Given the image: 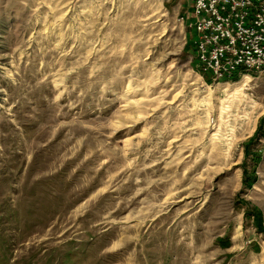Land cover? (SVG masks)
Here are the masks:
<instances>
[{
  "label": "rangeland",
  "instance_id": "1",
  "mask_svg": "<svg viewBox=\"0 0 264 264\" xmlns=\"http://www.w3.org/2000/svg\"><path fill=\"white\" fill-rule=\"evenodd\" d=\"M192 3L0 0V264H264V76Z\"/></svg>",
  "mask_w": 264,
  "mask_h": 264
},
{
  "label": "built area",
  "instance_id": "2",
  "mask_svg": "<svg viewBox=\"0 0 264 264\" xmlns=\"http://www.w3.org/2000/svg\"><path fill=\"white\" fill-rule=\"evenodd\" d=\"M191 28L199 68L228 79L236 65H259L264 76V0H193Z\"/></svg>",
  "mask_w": 264,
  "mask_h": 264
},
{
  "label": "bare ground",
  "instance_id": "3",
  "mask_svg": "<svg viewBox=\"0 0 264 264\" xmlns=\"http://www.w3.org/2000/svg\"><path fill=\"white\" fill-rule=\"evenodd\" d=\"M236 69V74H239V75H243L244 73H259L260 74V68H259V65H255L253 63H250V62H242V63H239L236 65L235 67ZM230 79V78H228ZM228 79H225V80H228ZM219 80V79H217Z\"/></svg>",
  "mask_w": 264,
  "mask_h": 264
},
{
  "label": "trees",
  "instance_id": "4",
  "mask_svg": "<svg viewBox=\"0 0 264 264\" xmlns=\"http://www.w3.org/2000/svg\"><path fill=\"white\" fill-rule=\"evenodd\" d=\"M194 49H195V47H194ZM197 59V58H196ZM239 78V74H237L236 76H235V74L230 78L231 80H237ZM251 180L252 179H250V182H251ZM250 182H249V180L247 179V177H246V179H244V184H247V185H250Z\"/></svg>",
  "mask_w": 264,
  "mask_h": 264
}]
</instances>
